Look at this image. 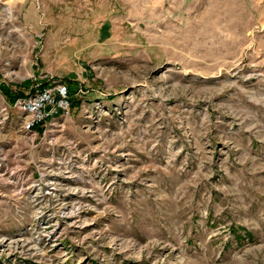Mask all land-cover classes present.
<instances>
[{"label": "rangeland", "instance_id": "374dc122", "mask_svg": "<svg viewBox=\"0 0 264 264\" xmlns=\"http://www.w3.org/2000/svg\"><path fill=\"white\" fill-rule=\"evenodd\" d=\"M0 264H264V0H0Z\"/></svg>", "mask_w": 264, "mask_h": 264}, {"label": "built area", "instance_id": "2783aa9c", "mask_svg": "<svg viewBox=\"0 0 264 264\" xmlns=\"http://www.w3.org/2000/svg\"><path fill=\"white\" fill-rule=\"evenodd\" d=\"M20 130L26 134L47 129L59 112H69L68 87L65 83L46 84L15 100Z\"/></svg>", "mask_w": 264, "mask_h": 264}, {"label": "trees", "instance_id": "16d2710c", "mask_svg": "<svg viewBox=\"0 0 264 264\" xmlns=\"http://www.w3.org/2000/svg\"><path fill=\"white\" fill-rule=\"evenodd\" d=\"M43 86H45V85H42L41 87H43ZM66 87H68L67 85H66ZM22 95V94H21ZM70 96V89H69V87H68V97Z\"/></svg>", "mask_w": 264, "mask_h": 264}]
</instances>
